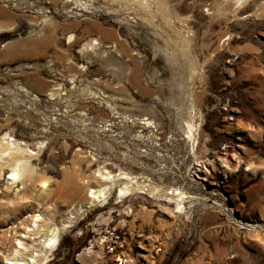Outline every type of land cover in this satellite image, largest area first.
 Returning a JSON list of instances; mask_svg holds the SVG:
<instances>
[{
    "label": "rangeland",
    "instance_id": "rangeland-1",
    "mask_svg": "<svg viewBox=\"0 0 264 264\" xmlns=\"http://www.w3.org/2000/svg\"><path fill=\"white\" fill-rule=\"evenodd\" d=\"M166 1L0 0V135L36 166L28 186L1 173L0 264L29 214L64 220L98 169L145 187L121 202L117 181L44 264H264V0ZM180 186L178 211L161 194Z\"/></svg>",
    "mask_w": 264,
    "mask_h": 264
},
{
    "label": "bare ground",
    "instance_id": "bare-ground-1",
    "mask_svg": "<svg viewBox=\"0 0 264 264\" xmlns=\"http://www.w3.org/2000/svg\"><path fill=\"white\" fill-rule=\"evenodd\" d=\"M248 1L250 0H235L236 8L243 7ZM157 2L159 4V7L167 8L166 0H157ZM141 4L144 7H148L150 5V0H141ZM45 22H47V20ZM4 31H6L5 26L0 25V33H3ZM179 38L183 40L182 36H179ZM75 39L76 34H70L69 40L74 41ZM93 43H97V41L91 42V44ZM188 126L190 128V131L188 132L190 133V137L193 140H198L199 138L197 124L193 123L192 121H188ZM10 137L11 134L8 132L0 135V176L4 168L9 167V181L13 183L21 182L23 185L28 186V182L29 185L32 184L34 175L33 173L35 172L36 167L32 163V152L26 145V142H23V140H19L17 138H13L10 140ZM193 142L195 144L196 141ZM249 166L252 167V164H250ZM97 173L100 177L99 186L89 187L87 191V201L68 205L66 210L67 216L65 215L66 218H64V220H61L60 222H56L54 220L53 209L57 206L54 203L49 206V210L47 212L36 210L34 213L29 214V216H31V221L26 225L24 224V230L20 232L16 237V246L9 254V256L6 257V263L44 264L45 262H47L50 259V252L57 246V244L61 240L62 234L66 230H68L69 227L74 226L75 222H77L78 219L85 215L88 210L93 208L96 209L97 207H107L108 205H110L109 199L113 193L117 181L119 182L121 178H125V181L121 182V185L118 188L119 190H117L115 196L116 198L120 199L121 202L124 201L122 198L125 195L132 194L134 190L145 187L139 182L137 176H132L127 173H124L125 175L121 178L107 169H98ZM41 185L43 187V190L46 191L49 185L48 180H42ZM153 190H157V187L154 186ZM61 192L62 195L75 197L80 195L81 188L74 187L72 189H69V191L64 192V190H62ZM161 195L165 196L162 201L166 203H169L172 200L175 201V209L178 208V211H181L179 209L184 207L183 205L185 204V199L191 197L190 193L181 186L175 188L173 194L171 195V198L168 196L169 194L162 193ZM113 208L114 207H110L109 210L112 212ZM120 211V213H128L127 215L130 216L129 207L123 208ZM80 230L81 229H79V231ZM106 231L107 230H104L103 232L100 231L101 233H103L101 237V240L103 241L108 240ZM87 255L88 259H84V257H82V259L78 260L84 264H88L87 261L91 259L92 254Z\"/></svg>",
    "mask_w": 264,
    "mask_h": 264
},
{
    "label": "built area",
    "instance_id": "built-area-1",
    "mask_svg": "<svg viewBox=\"0 0 264 264\" xmlns=\"http://www.w3.org/2000/svg\"><path fill=\"white\" fill-rule=\"evenodd\" d=\"M195 174H197V173H195Z\"/></svg>",
    "mask_w": 264,
    "mask_h": 264
}]
</instances>
